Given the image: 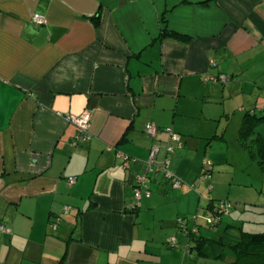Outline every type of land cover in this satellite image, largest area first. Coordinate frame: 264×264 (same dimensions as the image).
Returning a JSON list of instances; mask_svg holds the SVG:
<instances>
[{
	"label": "crops",
	"instance_id": "crops-1",
	"mask_svg": "<svg viewBox=\"0 0 264 264\" xmlns=\"http://www.w3.org/2000/svg\"><path fill=\"white\" fill-rule=\"evenodd\" d=\"M224 98L264 109V0H0V264H197L167 244L194 212L195 140L217 137L193 122ZM154 146L182 186L136 200Z\"/></svg>",
	"mask_w": 264,
	"mask_h": 264
},
{
	"label": "rangeland",
	"instance_id": "rangeland-1",
	"mask_svg": "<svg viewBox=\"0 0 264 264\" xmlns=\"http://www.w3.org/2000/svg\"><path fill=\"white\" fill-rule=\"evenodd\" d=\"M231 101L232 99L224 98L222 106L208 102L205 111L210 121L205 123L201 121L200 124L193 122L194 126H202L199 133L207 136H215L216 134L217 137H213L212 141L208 139L195 140V146L189 155L195 149L198 162L201 157L204 159L200 162L201 166L200 164L198 166L194 159V161L189 162L190 164L196 163V175L191 177L193 179L196 177V182L194 187H189L190 191L196 194V201L193 205L194 212L187 217H178L176 219V232H173L175 234L168 238V241L170 238H175L177 242L174 247L167 244L170 249H173L174 252H181L185 257L194 258L197 264H231L232 260L228 257L225 260H205L201 256L187 253L185 249L186 237L183 231L179 229L181 223L187 229L198 228L203 236L211 239H219L226 225H234L246 233L264 234V168L260 167H264V164L259 165L258 162H261L262 159L259 155L250 152L254 153V150L249 138L246 139V142L251 146L250 148L245 149L240 145L239 130L244 114L234 111L235 107L233 103H230ZM259 126L258 129L256 127L255 131L264 136V123ZM180 139L182 141V137ZM207 142L211 143L210 147L207 146ZM205 153L207 154L205 155ZM180 154L182 153L180 152ZM172 157H170V161L168 160L170 169ZM207 163H210L211 168ZM206 169H211L212 176L207 182L199 185V178L203 170ZM174 176L176 177V175ZM159 180L165 181L161 175L154 179V183ZM170 185H167L168 188L171 187L170 190H177ZM219 203L225 204V212L218 214L221 222L214 229H211L207 224L211 216L209 206L214 205L216 207Z\"/></svg>",
	"mask_w": 264,
	"mask_h": 264
},
{
	"label": "trees",
	"instance_id": "trees-1",
	"mask_svg": "<svg viewBox=\"0 0 264 264\" xmlns=\"http://www.w3.org/2000/svg\"><path fill=\"white\" fill-rule=\"evenodd\" d=\"M97 24V23H96ZM173 38L178 41L187 42L188 36L175 33L166 27L162 29L159 39ZM264 123V109L250 110L244 114L242 125L239 130L240 145L247 149L253 145L252 154H257L262 159L259 165L264 164V139L255 137V129L258 125ZM251 140V146L246 139ZM261 168H264L260 166ZM212 207L211 216L213 215ZM217 223L209 228L214 229L221 222L217 215ZM179 229L183 231L186 237L185 249L187 253L195 252L197 255L211 259H223L227 257L232 260L231 264H264V234H252L243 232L234 225H226L219 239H211L201 234L198 228L187 229L181 223ZM236 230V232H234ZM238 230V231H237Z\"/></svg>",
	"mask_w": 264,
	"mask_h": 264
},
{
	"label": "built area",
	"instance_id": "built-area-1",
	"mask_svg": "<svg viewBox=\"0 0 264 264\" xmlns=\"http://www.w3.org/2000/svg\"><path fill=\"white\" fill-rule=\"evenodd\" d=\"M32 22L36 27L42 26L46 24V18L42 15L35 14L32 17ZM206 81H211V82H216V81H224V77H206ZM67 122L71 123L74 125L78 133L73 141V144L76 145L79 141L84 140L88 136V131L90 129L91 125V114L88 112L82 113L80 116H66ZM145 132L149 136L155 137L158 133L159 130L156 127L154 123H149L145 127ZM171 141L178 143L180 142V137L171 134L170 136ZM173 153V147L171 145H167L165 147V154H172ZM159 154H160V147L154 146L150 150L149 157L147 160V167L148 169L146 170V173L143 174L142 176L138 177L135 180L136 187L134 188V196L136 200H139L142 195H145L146 197L150 196V190H149V183L151 182L152 179L158 178L161 175L163 178L171 184V186L174 189H178L182 186V181L175 177L170 171H169V161L167 157H163L161 161H159ZM210 167V163H207ZM211 168V167H210ZM211 169H206L203 170V173L200 177V181H208L211 174ZM68 182L74 183V179L70 178L68 179ZM225 204L224 203H219L214 209L212 210L213 215L209 217L208 225L212 226L215 223H217V215L220 213L225 212ZM66 209V208H65ZM0 231L3 232H9V229L6 228L5 226H0ZM176 239L175 238H170L168 241V244L171 245V247H174L176 245Z\"/></svg>",
	"mask_w": 264,
	"mask_h": 264
}]
</instances>
